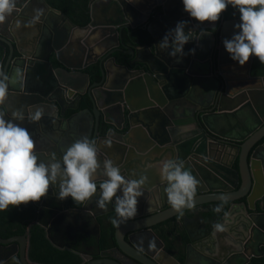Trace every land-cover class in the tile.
Masks as SVG:
<instances>
[{"label":"water","instance_id":"1","mask_svg":"<svg viewBox=\"0 0 264 264\" xmlns=\"http://www.w3.org/2000/svg\"><path fill=\"white\" fill-rule=\"evenodd\" d=\"M99 4L102 18L96 14ZM36 9L43 15L33 24ZM179 21H187L185 32L191 29L193 35L182 58L159 48ZM238 23L240 19L223 17L214 26L200 23L184 11L183 0H93L91 21L81 27L45 0H17V10L0 24V41L10 48L4 71L11 75L19 67L24 74L23 87L10 85V102L0 111L12 119L13 110H24L25 119L15 123L31 133L40 161L52 159L51 148L62 160L71 143L88 137L97 143L98 158L113 160L126 178L148 177L137 215L115 226L117 250L136 264H183L165 248L155 228L188 216L201 220L202 234L197 240L190 235L186 248H197L210 264H251L264 257V76L253 75L257 57L241 66L224 46L239 31ZM138 28L148 30L151 43L131 46L135 68L119 64L113 55L123 30ZM76 30L88 33L87 39L75 40ZM97 63L102 80L91 85L86 71ZM236 72L239 76H233ZM84 96L92 108L80 109ZM36 107L44 115L30 122L27 115ZM69 111L74 113L68 117ZM165 159L183 161L199 181L195 208L184 209L183 216L168 203L167 185L158 171ZM57 193L52 186L37 203L35 225L53 242L65 243L66 236L74 242L75 226L90 213L95 232L81 234H94L103 255L87 261L77 252L81 264H126L100 249L98 218L115 213L114 201L98 207L99 187L84 204L60 200ZM222 197L227 203L216 212ZM216 223L225 230L215 232ZM141 238L143 251L138 247ZM153 238L156 249L149 250ZM0 243L11 246L4 264H28L25 236L0 238Z\"/></svg>","mask_w":264,"mask_h":264},{"label":"clouds","instance_id":"2","mask_svg":"<svg viewBox=\"0 0 264 264\" xmlns=\"http://www.w3.org/2000/svg\"><path fill=\"white\" fill-rule=\"evenodd\" d=\"M231 5L238 9L240 21L235 25L239 31L231 39L224 40V46L234 61L241 66L255 56L264 64V0H183L184 11L200 23H215ZM17 10V0H0V24H3ZM43 15L42 9H36L31 23H36ZM187 21L177 22L159 44L162 51H168L172 57L187 55L184 48L192 39V30L185 32ZM194 49L191 52L194 54ZM24 74L17 67L9 75L0 68V107L9 101V88L23 87ZM44 115V109L36 107L29 112L27 119L38 122ZM12 119H5V112L0 111V212L45 198L50 187L58 188L57 198H73L79 204L90 202L98 193V207L104 209L113 203L117 218L111 223L120 224L133 219L138 213V198L143 196L142 186L147 176L129 179L121 174L120 168L111 159L101 161L95 140L83 137L71 143L65 150L62 160L55 156L47 163L40 161L36 142L27 128L15 123L23 121V109L11 112ZM151 167V165H148ZM162 182H166L165 192L171 207L183 216L184 209L195 208V196L199 181L188 170L183 161L165 159L158 167ZM101 182L97 185V180ZM122 191L123 195L119 193ZM215 209L222 211L227 199ZM225 222L229 213L225 212ZM215 232L225 230L221 223L213 225ZM139 250L143 251V239L139 241ZM149 250L156 249L153 238L148 244Z\"/></svg>","mask_w":264,"mask_h":264},{"label":"trees","instance_id":"3","mask_svg":"<svg viewBox=\"0 0 264 264\" xmlns=\"http://www.w3.org/2000/svg\"><path fill=\"white\" fill-rule=\"evenodd\" d=\"M49 6H51L53 9L60 11L62 14L67 16L74 24L85 27L87 26L91 21V14H90V4L92 0H45ZM225 20H231L240 18V13L238 9H234L231 5L228 6L227 10L221 15ZM123 40H122V46L125 44H128L129 42H135V44L145 45L151 43V36L148 33L147 29L144 28H138L135 30H123ZM3 47L0 44V63L3 59ZM119 59L120 64H127L125 63L122 54L117 55ZM253 75L255 76H264V64H261V62L258 60V58L255 61L254 68H253ZM96 80H100V77H97ZM84 108H92L91 102L87 96H84L81 103V110ZM73 112L70 111V115L73 114ZM29 213L26 217L27 222L25 223V227L29 226L35 219L36 216V208L33 205H29ZM18 208H12L10 207L7 211L0 212V221L6 222L9 220V217L14 216V214L18 215ZM9 215V216H8ZM19 217H16L17 219ZM116 218L115 213H110L104 216H101L98 218V221L101 225V238H100V249L103 252H108L114 248H117V243L115 239V226L111 223V221ZM176 220H170L166 223H163L159 226H157L155 229L159 230L162 237L167 241L168 243V251L173 252V249L176 247V243L178 242V233L179 231L175 228H171L170 226L175 222ZM167 228V229H166ZM25 230H20L18 232L12 233L14 234H23ZM32 237L31 241L37 250H41L43 252V249H46L47 251H44L43 257L40 255V252H38V255L40 256L41 260L47 262L51 259H54L57 264H81L82 260L79 257L78 253L74 250H59L53 246H47L45 242L44 235L42 234L41 229L39 226H34L32 228ZM167 232V233H166ZM169 235L172 236V240L169 241ZM6 236H11V234H8ZM43 237V238H42ZM91 244H95L94 241L91 242ZM178 244V243H177ZM46 245V246H45ZM45 246V247H43ZM180 248V247H179ZM251 264H264V257L262 258H254L251 262Z\"/></svg>","mask_w":264,"mask_h":264},{"label":"flooded vegetation","instance_id":"4","mask_svg":"<svg viewBox=\"0 0 264 264\" xmlns=\"http://www.w3.org/2000/svg\"><path fill=\"white\" fill-rule=\"evenodd\" d=\"M92 2H93V0H92ZM90 14H91V4H90ZM236 19H240V18H236ZM134 45H135V42H129L128 44H125L124 46H122V41H121V45L117 49V51L113 55V57H115L117 59V62L119 63V59H118L117 55L122 54V57H123L125 63H127V64H122V65H127L129 67L133 66L135 68L134 57L132 55H129V53H128L131 46H134ZM3 48H4L3 49L4 50V56L6 57L10 54V48L6 44L3 45ZM8 50H9V52H8ZM99 71H100L99 63L94 64V65L90 66L89 69H87L86 72L89 74V76L91 78V85H93L97 82H101L102 78H101ZM97 77H100V80H96ZM69 113H70V111L68 112V115H67L68 117L72 115V114L69 115ZM49 153H51L54 156L57 155V151H55V149H53V148H51V152H49ZM46 163H47V161H46ZM67 200H69L71 202L72 198L68 197ZM37 203L38 202L29 203V205L35 206L36 212H37V207H36ZM91 208L93 209V213H99L100 209H98V207L91 206ZM17 210H18L17 216L14 214V216L9 217L8 221H6V222L0 221V238L3 241H5L8 239L17 237V236H25L26 237L25 258H26V261L28 262V264H57L54 259H51L50 261L48 260L47 262L41 260L40 256L38 255V252H40V255H42V257H43L42 253L44 251H47V250L43 249V252H42V249L37 250L35 248L37 246H34L32 241H31V237H32V231L31 230L34 226H37V225H35V221H36V216H35L34 221L28 227L27 226L25 227V223L27 222L26 217L28 216V213H29L28 205H21L20 207H18ZM110 213H112V212H110ZM16 217H19V218L15 219ZM79 221L81 223L80 225H78V224L76 226L74 225L75 226V228L73 230L74 235H72L73 236L72 239H74V242L73 241L71 242V239L69 236H66L65 243L63 242L61 244L60 241L59 242H57V241L53 242L50 239L49 235L47 234L46 230L43 229L42 227H39V228L41 229L42 234L44 235L46 244L48 243L47 244L48 247L53 246L59 250H69V249H67V245H72L73 246L72 250H74V251L82 254L83 256H85L87 258V261L90 260L91 256H92L91 258L93 259V258H97V257L103 255L98 250L99 244H98L97 239L94 236V234L92 236L87 235V233L85 235L81 234L82 232H87L89 229H91L93 232H95V229H94L95 224H94V221H93L91 214L88 213L87 215H84L83 218H81ZM87 221H90L91 224H93V225L91 227H85L84 223ZM178 224L179 223L176 222L175 224L173 223L170 226L171 228H173V229L176 228L179 231V233L177 234L178 235V242H177L178 244L176 243L175 249H178L179 247L184 246L185 243H186L185 246L190 243V239L185 238L180 233V230H179L180 228H179ZM20 230H22V231L25 230V231L23 234H14V235L12 234V233L18 232ZM156 231H157L159 238L164 242L165 248L168 250L167 241L162 237L159 230H156ZM8 234H11V236H6ZM172 239L173 238H171V240ZM171 240H169V241H171ZM92 241H94L95 244H91ZM45 246H43V247H45ZM8 249L9 250L11 249L10 245L4 246L0 243V264H4L6 262L5 258H6V254L9 253ZM105 256H114L116 258H119L120 260H124V263H126V264H136L135 262L131 261L130 259L123 257V255L121 254V252H119V250H117V248H114V249L108 251L105 254Z\"/></svg>","mask_w":264,"mask_h":264},{"label":"crops","instance_id":"5","mask_svg":"<svg viewBox=\"0 0 264 264\" xmlns=\"http://www.w3.org/2000/svg\"><path fill=\"white\" fill-rule=\"evenodd\" d=\"M102 6L99 4L97 5L96 8V14L97 17L102 18L103 17V12H102ZM215 23H210L207 22L208 26H214ZM88 33H81L79 31H74L73 32V37L75 38V40H77V38L79 36H82L83 39H87ZM25 37L21 38V40H24ZM0 43L3 45H5L4 42L0 41ZM4 49V48H3ZM9 51V50H8ZM4 54V52H3ZM7 54V53H6ZM72 55L69 54L68 57H71ZM6 58V59H5ZM8 60H9V55L8 56H4L3 55V59H2V64L0 63V68H2L3 70H5L6 65L8 64ZM233 76H239V72L233 73ZM10 96H9V101L8 104L10 102ZM7 104V105H8ZM86 118H90L91 116L89 114L85 115ZM84 124V123H83ZM178 226H179V230L180 233L187 239H190L189 236L191 235L194 239H199L202 231H201V220L198 217H194V216H188L187 218H185V220H181L178 222ZM169 240H171L172 236L169 235ZM188 242V241H187ZM186 244V243H185ZM181 246L178 249H174L173 250V254L180 260L181 263L185 264H210L202 255L203 253L198 250L197 248H191L190 250H188L186 248V246Z\"/></svg>","mask_w":264,"mask_h":264},{"label":"bare ground","instance_id":"6","mask_svg":"<svg viewBox=\"0 0 264 264\" xmlns=\"http://www.w3.org/2000/svg\"><path fill=\"white\" fill-rule=\"evenodd\" d=\"M8 52H9V51H8ZM8 52H7V53H8ZM5 59H6V58H5Z\"/></svg>","mask_w":264,"mask_h":264}]
</instances>
